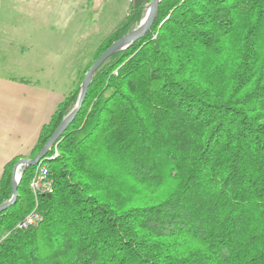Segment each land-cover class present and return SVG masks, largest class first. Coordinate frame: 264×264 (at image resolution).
<instances>
[{
    "label": "trees",
    "instance_id": "trees-1",
    "mask_svg": "<svg viewBox=\"0 0 264 264\" xmlns=\"http://www.w3.org/2000/svg\"><path fill=\"white\" fill-rule=\"evenodd\" d=\"M143 3L94 61L138 26ZM22 157L2 167L0 205ZM41 162L52 193L35 198L26 168L0 212V264H264V0H161L146 35L95 71ZM33 210L38 222L16 227Z\"/></svg>",
    "mask_w": 264,
    "mask_h": 264
},
{
    "label": "rangeland",
    "instance_id": "rangeland-1",
    "mask_svg": "<svg viewBox=\"0 0 264 264\" xmlns=\"http://www.w3.org/2000/svg\"><path fill=\"white\" fill-rule=\"evenodd\" d=\"M132 2L0 0V88L9 78L29 81L25 100L10 97L14 109L24 107L34 124L40 111L30 96L48 95L52 106L80 86V74L93 63L102 40L130 16ZM23 149L25 156L29 148Z\"/></svg>",
    "mask_w": 264,
    "mask_h": 264
},
{
    "label": "crops",
    "instance_id": "crops-1",
    "mask_svg": "<svg viewBox=\"0 0 264 264\" xmlns=\"http://www.w3.org/2000/svg\"><path fill=\"white\" fill-rule=\"evenodd\" d=\"M7 83L0 88V174L3 165L14 156H23V148H29L27 154L22 158H29L34 147L40 127L53 113L57 103L48 105V95H32L36 106L39 105V118L36 123L31 124L30 116L26 115L24 107L18 106L14 109L10 97L18 95L19 99L25 100L26 85L29 83L22 78H9ZM45 106V108H44Z\"/></svg>",
    "mask_w": 264,
    "mask_h": 264
},
{
    "label": "water",
    "instance_id": "water-1",
    "mask_svg": "<svg viewBox=\"0 0 264 264\" xmlns=\"http://www.w3.org/2000/svg\"><path fill=\"white\" fill-rule=\"evenodd\" d=\"M145 0H133L134 7L140 6ZM161 0H150L148 4V8L144 18L138 24L136 28H134L129 33L123 35L119 39L112 42V44L106 48L101 55L91 64L89 69L83 76V79L80 84V91L76 101L75 106L73 109L67 114V116L59 123L55 131L40 149V151L33 157V158H20L13 166L12 169V179H11V197L8 201L4 202L0 205V212L5 210L7 207L12 205L17 198V186L21 179L23 172L28 167H35L37 164L41 162V160L48 154V151L51 149L52 146L56 143L59 137L63 134V132L67 129V127L71 124L74 117L80 110L84 99L86 97L88 88L91 83L92 76L94 75L95 71L101 66V64L113 54L122 51L133 43H135L138 39L144 37L146 33L150 30L154 18L156 16V10L158 3ZM20 169V170H19ZM19 170V173L17 174Z\"/></svg>",
    "mask_w": 264,
    "mask_h": 264
},
{
    "label": "built area",
    "instance_id": "built-area-1",
    "mask_svg": "<svg viewBox=\"0 0 264 264\" xmlns=\"http://www.w3.org/2000/svg\"><path fill=\"white\" fill-rule=\"evenodd\" d=\"M28 187L35 198L40 195L52 193L53 181L50 177L49 169L46 164L40 162L35 166ZM38 220L39 215L35 210H33L20 222H18L16 227L25 228L28 226H32L35 225Z\"/></svg>",
    "mask_w": 264,
    "mask_h": 264
},
{
    "label": "bare ground",
    "instance_id": "bare-ground-1",
    "mask_svg": "<svg viewBox=\"0 0 264 264\" xmlns=\"http://www.w3.org/2000/svg\"><path fill=\"white\" fill-rule=\"evenodd\" d=\"M19 170H20V169H19ZM19 170H18L17 174L19 173Z\"/></svg>",
    "mask_w": 264,
    "mask_h": 264
}]
</instances>
